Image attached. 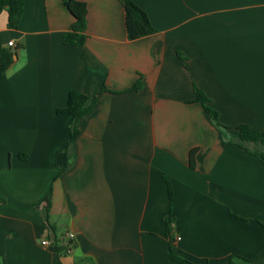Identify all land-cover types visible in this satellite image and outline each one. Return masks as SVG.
I'll list each match as a JSON object with an SVG mask.
<instances>
[{"label": "crops", "instance_id": "1", "mask_svg": "<svg viewBox=\"0 0 264 264\" xmlns=\"http://www.w3.org/2000/svg\"><path fill=\"white\" fill-rule=\"evenodd\" d=\"M22 1L18 28L0 13V50L15 52L0 78L2 262L180 264L172 246L195 264H264V164L229 140L241 124L264 133V0H133L157 29L135 38L122 0H82V46L63 43V0ZM71 89L97 96L77 123L57 113Z\"/></svg>", "mask_w": 264, "mask_h": 264}, {"label": "trees", "instance_id": "2", "mask_svg": "<svg viewBox=\"0 0 264 264\" xmlns=\"http://www.w3.org/2000/svg\"><path fill=\"white\" fill-rule=\"evenodd\" d=\"M64 4L71 11L75 17L72 29L67 31L63 36V43L70 46H82L85 44L88 35L86 33L87 29V3L82 0H63ZM126 15H127V28L129 37L135 38L138 36L151 34L157 31V29L151 24V21L144 9L137 5L133 0H122ZM25 4L22 0H0V13L6 11L8 14V26L10 28H18L21 18L24 13ZM180 54V53H179ZM15 52L10 48H3L0 50V78L6 72V70L12 65L14 61ZM181 57H183L181 55ZM183 59H185L183 57ZM186 60V59H185ZM143 87L142 77H140L137 82L131 87V90H140ZM197 98L196 100L201 102L205 110L211 115L213 122L217 127L221 129L223 134L227 136V126L220 121L219 112L210 106L209 98L205 95L203 91L196 88ZM97 103V96H89L77 89H71L68 95L67 105L65 107L59 108L57 113L59 115L71 114L76 123L83 119L87 113L95 106ZM237 134L230 136V141L239 144L251 150L255 156H257L264 164V153L262 151V141L264 133L252 129L248 125L241 124L237 127ZM79 134V128L75 125L72 128L71 136L67 144V149L73 147L75 139ZM253 142L256 147L250 149L247 143ZM196 149H193L190 153L191 165L194 166ZM69 159V157H68ZM70 160H68L66 166L57 173L55 178L59 177L62 173L68 170L71 165ZM171 193V190H170ZM47 211L50 209L51 203V193L46 197ZM48 228L53 231L52 225L47 221ZM170 230V227H169ZM55 240V239H54ZM67 251V247L58 246L57 254L60 257L61 254ZM170 257L179 262L180 264H195L190 259L180 256L175 253L174 247L170 246ZM0 264H4L0 258ZM58 264H62L58 261ZM80 264V263H77ZM229 264H251L248 259L241 256L235 255V259L231 260Z\"/></svg>", "mask_w": 264, "mask_h": 264}, {"label": "built area", "instance_id": "3", "mask_svg": "<svg viewBox=\"0 0 264 264\" xmlns=\"http://www.w3.org/2000/svg\"><path fill=\"white\" fill-rule=\"evenodd\" d=\"M8 45H9V46L17 47V43H15V42L12 41V40L8 42ZM67 235H68L70 238H73V237L75 236V233H74V232H68ZM51 243H52V240H51L50 238H48V239H44V240L42 241V244H43V245H51Z\"/></svg>", "mask_w": 264, "mask_h": 264}]
</instances>
